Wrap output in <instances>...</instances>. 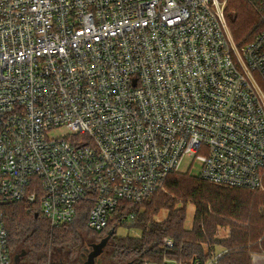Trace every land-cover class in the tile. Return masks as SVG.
Returning a JSON list of instances; mask_svg holds the SVG:
<instances>
[{
	"label": "built area",
	"instance_id": "1",
	"mask_svg": "<svg viewBox=\"0 0 264 264\" xmlns=\"http://www.w3.org/2000/svg\"><path fill=\"white\" fill-rule=\"evenodd\" d=\"M226 3L0 0V264L8 202L100 232L193 157L264 189V29L237 44Z\"/></svg>",
	"mask_w": 264,
	"mask_h": 264
},
{
	"label": "trees",
	"instance_id": "2",
	"mask_svg": "<svg viewBox=\"0 0 264 264\" xmlns=\"http://www.w3.org/2000/svg\"><path fill=\"white\" fill-rule=\"evenodd\" d=\"M260 5L264 11V0H230L226 6L227 20L237 44L254 41L264 29ZM253 33L256 34L250 38ZM179 173H171L166 185L181 200L158 191L141 203L122 204L112 220H117V225L112 222L111 225L116 227L115 231L119 226L128 225L141 234L114 235L115 253L131 257L133 264H206L216 253L214 246L221 245L223 253L216 264H253V255L264 253V191L225 188L201 176L194 177L190 172ZM181 201L186 206L195 205L190 229L185 225L186 206H177ZM163 209L168 210L166 219L156 220ZM4 211L11 251L13 245L23 242L27 246L26 258L31 256L37 264L46 261L55 245L74 244L80 233L78 224L87 229L84 212L74 223L54 228L33 204L8 202L4 204ZM126 218H130L128 223L124 221ZM220 226H229L227 238L217 237ZM165 238L173 244L166 246Z\"/></svg>",
	"mask_w": 264,
	"mask_h": 264
},
{
	"label": "rangeland",
	"instance_id": "3",
	"mask_svg": "<svg viewBox=\"0 0 264 264\" xmlns=\"http://www.w3.org/2000/svg\"><path fill=\"white\" fill-rule=\"evenodd\" d=\"M228 3H230V0H227L226 6L228 5ZM248 6L250 8L252 7V5L249 2H248ZM261 6L262 5H260L258 7L261 9V14L263 16L262 18L264 20V11L261 8ZM253 7H252V11H255V9H254L255 7L254 8ZM250 18H251V16H250ZM229 26H230V29H231V25H229ZM256 33L251 34L250 38H253ZM188 162H190V168L187 169ZM202 167H203L202 161L197 159L196 157H193L191 159H187V160L184 161V165L182 167V171H180L179 174H185V172L187 171V172H190V174L192 176H194V177H200L201 176V172H202ZM261 191H264V189H261ZM160 192L168 193L171 197L176 198L177 200H181V198H179L176 193L171 192V190L167 187V185L165 186L164 189L160 190ZM183 205L186 206L185 204L182 203V201L177 204V206H179V207H182ZM167 214H168V210L163 209L158 214V216H156L155 219L158 220V221H163V220L166 219ZM186 214H187V218H186V221H185V225H186V228L190 229L192 227L194 214H195V205L194 204L188 203V205L186 206ZM129 220H130V218L124 219V221L126 223H128ZM112 223L117 225V220L113 221ZM78 226H79L78 228H80V230H79L80 233H78V236L82 237L83 235H85V232L87 231V229L86 228L84 229L79 224H78ZM229 233H230L229 226H225V227L220 226L219 227V231L217 233V237L218 238H227L229 236ZM140 234H141V232L139 230L131 228L128 225L119 226L116 229V232H115V235H117V236H126V235L139 236ZM116 241H117V239L113 238L112 242L107 247L108 250H110V253L106 255V260L108 261V264H124V263L130 261L131 257H126L125 258V257H122V256H118L115 253L116 252V247H117L116 243H115ZM66 245H67V243L58 244V245H55L54 247H52V249L49 251V255H48L46 261L43 264H50L52 262L58 261L60 256L62 255L63 249H64V247ZM204 246L206 247L207 250L209 249L208 245L205 244ZM26 247L27 246L24 245L23 242H19V243H17V244L12 246V262H13V264H15L14 263L15 254L18 253V252H21V250L23 248L26 249ZM214 248H215L216 252L223 250V246H221V245H215ZM254 255H264V253H256ZM22 259L17 264H37L36 263L37 260L33 259L31 256H28L27 258H26V256H24V257H22ZM170 262H172V261H170Z\"/></svg>",
	"mask_w": 264,
	"mask_h": 264
},
{
	"label": "flooded vegetation",
	"instance_id": "4",
	"mask_svg": "<svg viewBox=\"0 0 264 264\" xmlns=\"http://www.w3.org/2000/svg\"><path fill=\"white\" fill-rule=\"evenodd\" d=\"M115 229V226H109L103 231L96 232L88 229L85 232V235L82 237H78L77 241L74 244H67L60 256L59 260L56 262H60L61 264H108L106 260V255L110 253L108 250V245L113 240L115 232L113 236L109 239L106 246L103 248L102 252L92 258V262L90 263L91 253L94 251V244L99 243L100 240L108 234L109 231Z\"/></svg>",
	"mask_w": 264,
	"mask_h": 264
},
{
	"label": "water",
	"instance_id": "5",
	"mask_svg": "<svg viewBox=\"0 0 264 264\" xmlns=\"http://www.w3.org/2000/svg\"><path fill=\"white\" fill-rule=\"evenodd\" d=\"M38 215V214H36ZM115 232V229L113 228L111 231L108 232V234L106 236H104L99 243L94 244V251L91 253V258H90V263L92 262V258L94 259V257H96L97 255H99L103 248L106 246V244L108 243L109 239L113 236ZM27 254V250L26 249H22L21 252H18L15 254L14 256V263L17 264L18 262L21 261L22 257H24ZM124 264H133V261H128Z\"/></svg>",
	"mask_w": 264,
	"mask_h": 264
},
{
	"label": "crops",
	"instance_id": "6",
	"mask_svg": "<svg viewBox=\"0 0 264 264\" xmlns=\"http://www.w3.org/2000/svg\"><path fill=\"white\" fill-rule=\"evenodd\" d=\"M253 264H264V255H254Z\"/></svg>",
	"mask_w": 264,
	"mask_h": 264
}]
</instances>
